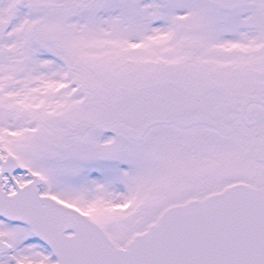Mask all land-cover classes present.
Masks as SVG:
<instances>
[{
  "label": "snow or ice",
  "instance_id": "obj_1",
  "mask_svg": "<svg viewBox=\"0 0 264 264\" xmlns=\"http://www.w3.org/2000/svg\"><path fill=\"white\" fill-rule=\"evenodd\" d=\"M0 264H264V0H0Z\"/></svg>",
  "mask_w": 264,
  "mask_h": 264
}]
</instances>
